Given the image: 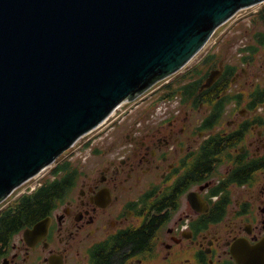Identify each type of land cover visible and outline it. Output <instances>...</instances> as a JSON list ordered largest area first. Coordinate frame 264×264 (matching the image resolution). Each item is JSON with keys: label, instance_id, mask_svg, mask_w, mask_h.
Wrapping results in <instances>:
<instances>
[{"label": "flooded vegetation", "instance_id": "af4514ba", "mask_svg": "<svg viewBox=\"0 0 264 264\" xmlns=\"http://www.w3.org/2000/svg\"><path fill=\"white\" fill-rule=\"evenodd\" d=\"M252 26L1 208L0 264H264V23ZM42 193L46 211L23 215Z\"/></svg>", "mask_w": 264, "mask_h": 264}, {"label": "water", "instance_id": "95a60500", "mask_svg": "<svg viewBox=\"0 0 264 264\" xmlns=\"http://www.w3.org/2000/svg\"><path fill=\"white\" fill-rule=\"evenodd\" d=\"M264 0H0V202Z\"/></svg>", "mask_w": 264, "mask_h": 264}, {"label": "rangeland", "instance_id": "374dc122", "mask_svg": "<svg viewBox=\"0 0 264 264\" xmlns=\"http://www.w3.org/2000/svg\"><path fill=\"white\" fill-rule=\"evenodd\" d=\"M263 6H264V2L257 4V5H254L252 7H249V8H244L242 10H239L233 16V18H231L225 24L218 27L216 32H214L213 35L211 36V38L209 39L208 43L205 44V46L183 68H181L177 73H175L173 75H182L185 72H189L193 68L200 67L203 54L205 52H207L208 50H213L214 48H212V47L217 42H221V39H223L224 37L233 39L236 36H241L243 34V35H246V37H245V39H246L251 34L250 32L252 31V28H253L252 25L255 23L253 21H255L258 12L263 8ZM251 22H252V24H251ZM256 24H259V23H256ZM255 26H257V25H255ZM247 30H248V32H247ZM217 46H219V44H217ZM233 46H234V44H232V47L230 49V51H232V52L234 50ZM219 51H220V48H219ZM220 52H222V51H220ZM165 105L166 104H164V106ZM126 106L128 107L127 108L128 110H126ZM135 108H136L135 103L134 104L127 103L124 107H120L117 110V112H115L116 114L114 116H112V117H111V115L108 116L110 118L108 120H106L101 126L96 128L94 131L82 136L77 141L76 144H74L70 149H68L66 152H64L62 155H60L58 160L64 159V158L70 159V158H74V157L78 158V156H79V158H84V157L89 156L90 147L88 148L87 143H89V146H90L91 141H94V140L96 141L97 139H100L101 136L103 137L106 129H108L110 125H113V124H111V122L114 120L117 113L121 112L122 110L130 111V110H133ZM54 167H55V163L49 165L47 168H45L42 172L37 174L35 177H33L32 179L25 182L22 186L18 187V189H16L10 196L7 197V199L5 201H3L0 209L5 207V206H9L12 202L16 201L20 194H23L24 192H28L31 188L38 187L40 182L42 183L46 179L51 178L52 177L51 169Z\"/></svg>", "mask_w": 264, "mask_h": 264}, {"label": "trees", "instance_id": "16d2710c", "mask_svg": "<svg viewBox=\"0 0 264 264\" xmlns=\"http://www.w3.org/2000/svg\"><path fill=\"white\" fill-rule=\"evenodd\" d=\"M254 22L255 23H262V22L264 23V6L258 12L257 17H256ZM46 189H49V187H46V188L42 187L41 192H43ZM50 202H51V197L49 195H43V193H42L41 197L36 199V201H34L32 204L31 203L29 204L28 201L25 202L27 204V206L25 208H23V210H24L23 215L28 216V217H36L41 212L44 213L46 211L48 206H50ZM18 219H19L18 217H11L10 219H8L9 220V221H7L8 226L12 227L13 225H16L18 223ZM135 236L137 238H139L141 241H144L146 239V235L143 233H137L134 235V237Z\"/></svg>", "mask_w": 264, "mask_h": 264}]
</instances>
